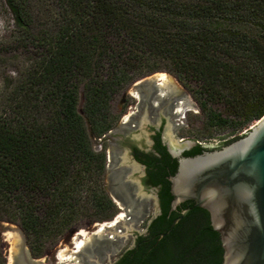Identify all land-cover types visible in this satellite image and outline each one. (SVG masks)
Segmentation results:
<instances>
[{
    "label": "trees",
    "instance_id": "1",
    "mask_svg": "<svg viewBox=\"0 0 264 264\" xmlns=\"http://www.w3.org/2000/svg\"><path fill=\"white\" fill-rule=\"evenodd\" d=\"M55 1L64 24L51 31L37 27L30 0H7L18 44L37 42L42 53L1 88L0 222L18 223L35 257L80 215L114 216L90 134L109 129L112 102L135 80L167 68L180 82L199 84L211 125L231 135L264 116V0ZM205 151L197 144L186 155ZM86 184L82 205L76 192ZM161 230L169 228L150 230L133 264H222L206 210L193 209L162 239Z\"/></svg>",
    "mask_w": 264,
    "mask_h": 264
},
{
    "label": "water",
    "instance_id": "2",
    "mask_svg": "<svg viewBox=\"0 0 264 264\" xmlns=\"http://www.w3.org/2000/svg\"><path fill=\"white\" fill-rule=\"evenodd\" d=\"M153 82L160 84V101L166 100L175 112L171 117L166 115L164 131L171 146L177 148L173 150L174 156L179 158L178 171L170 179L172 210L180 203L193 201V208L209 213L213 229L220 234L222 264H264V116L232 143L221 148L218 147L224 142L201 144L206 149L204 153L185 157V150L200 143L188 140L180 143L182 139L177 130L189 128L185 116L188 111L201 112L183 86L168 73H155L137 81L130 88V94L140 99L138 89ZM193 208L182 211L161 238L170 235ZM115 222H87L74 227L54 250L40 258L44 263L32 258L19 226L0 222V231L8 264H56L71 262L87 240H101L107 235L124 242L123 248H126L131 242L129 235L135 229L123 221L120 226L123 229L119 228L123 231L117 238ZM96 224L99 230L91 235Z\"/></svg>",
    "mask_w": 264,
    "mask_h": 264
},
{
    "label": "flooded vegetation",
    "instance_id": "3",
    "mask_svg": "<svg viewBox=\"0 0 264 264\" xmlns=\"http://www.w3.org/2000/svg\"><path fill=\"white\" fill-rule=\"evenodd\" d=\"M146 84L138 89L140 99L134 97L135 106L129 105L127 97L123 98L121 110H114V118H117L109 129L100 136L90 134L94 152L104 158L102 176L106 181V192H109L107 195L123 212L115 213L107 222L116 221L117 238L123 231L120 227L123 221L133 227L135 230L129 235L131 242L123 248L124 242L117 241L112 235L101 240H87L75 253V259L71 262L59 259L56 264H133L140 258L141 248L148 244L152 228L170 229L173 221L181 215V209L193 208L194 202L186 201L172 210L170 179L178 171L179 158L174 156L173 150L177 148L171 146L164 131L166 115L171 117L175 112L173 107H168L166 100L160 101V84ZM195 147L185 150L183 156L190 157L186 153ZM98 230L96 224L90 234H96ZM164 233L161 230L159 238ZM155 238L153 235L150 239ZM26 249L34 260L44 263L33 255L29 246Z\"/></svg>",
    "mask_w": 264,
    "mask_h": 264
},
{
    "label": "rangeland",
    "instance_id": "4",
    "mask_svg": "<svg viewBox=\"0 0 264 264\" xmlns=\"http://www.w3.org/2000/svg\"><path fill=\"white\" fill-rule=\"evenodd\" d=\"M30 3H31L32 11L34 13V17L36 19L37 27L40 30H44V27L46 26L48 27V24H49L50 27L48 28V30L55 31V29L52 27H54V25L59 26V24H62L64 22V16L62 14L60 15L61 11L55 0H30ZM15 28H16L15 19L9 8L7 0H0V95H1V90H2L1 88L3 87V85L11 84L14 78L16 79L18 75H20V73L24 71L25 67L28 64L39 60L41 57V53H42L39 47V44L37 42L35 43V45L33 44L29 45V47L19 45L18 40L17 38H15V35H14ZM160 72L168 73L173 78H175L183 86V88L187 91V93L190 95V97L192 98L196 106L198 107L199 111L201 112V114H198L193 111H188L185 114L186 123L189 125V128H182V129L177 130V135L182 140L195 141L200 144H219V143L228 141L236 136L244 135L253 126H255L258 123V122L253 123L248 129H245L244 131H241L236 135H231L232 133H231V130L229 129L213 127L208 117V109H203V105H202L203 100H201L199 95L196 94V91L200 90L199 84L193 81L186 82V84H184L180 82L173 73L167 70V68L160 70L159 72H156V73H160ZM151 75L135 80L133 83L128 85L124 90H122V92L119 93V95L112 102L113 121L117 118V117L114 118L115 116L114 110L116 111L121 110L120 103L123 98H126V97L128 98L129 105H135L136 100L130 94V88L137 81H140ZM84 103H85V99H84L83 92L81 91L80 103H79L80 111H82V107ZM207 108L213 109L221 113L226 112L221 103H209L207 105ZM124 109L127 110V107L125 106ZM88 184L92 186V183H88ZM87 186L88 185L86 184L85 186L79 188L80 190L78 189L79 191L76 192L78 195V198L82 200L81 202L82 205L86 204L84 202L85 201L84 198L87 195V189H88ZM103 186H104V179H103ZM105 192H106V189H105ZM118 212L121 213L122 211L119 210L118 207H116L115 205V213H118ZM92 213H93V210L88 211L84 213L83 215H80L74 227L80 224H83V223H87V222L105 223L110 220V219H107L105 221H99V219H93L91 217ZM7 223H11V222H7ZM12 224L19 226V228L23 231V229L18 223H12ZM69 231H67L66 233H63L62 235H59L55 239L47 240L43 248L44 253L38 258H42L49 251L54 250L63 241V239L65 238L66 234ZM24 235H25L26 246L27 248L28 246L30 248V244L27 242L28 240H27L26 234L24 233ZM0 251L6 258V264H8L7 257L5 256V243L2 238L1 231H0Z\"/></svg>",
    "mask_w": 264,
    "mask_h": 264
}]
</instances>
